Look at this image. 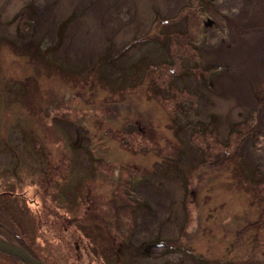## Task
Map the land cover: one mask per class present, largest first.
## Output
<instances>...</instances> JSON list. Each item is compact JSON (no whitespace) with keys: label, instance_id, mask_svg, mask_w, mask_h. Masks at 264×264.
<instances>
[{"label":"rangeland","instance_id":"1","mask_svg":"<svg viewBox=\"0 0 264 264\" xmlns=\"http://www.w3.org/2000/svg\"><path fill=\"white\" fill-rule=\"evenodd\" d=\"M249 2L7 0L0 229L45 264H264V161L246 153L264 152V0ZM230 73L251 102L225 101Z\"/></svg>","mask_w":264,"mask_h":264},{"label":"bare ground","instance_id":"2","mask_svg":"<svg viewBox=\"0 0 264 264\" xmlns=\"http://www.w3.org/2000/svg\"><path fill=\"white\" fill-rule=\"evenodd\" d=\"M58 1L60 0H41V5L43 6H47V7H54L55 5H53L54 3H57ZM233 2H237V1H240V0H232ZM242 1V4L244 3H248L249 0H241ZM7 3V0H0V10H3V7H5ZM250 3V2H249ZM8 4V3H7ZM252 6V5H251ZM43 8V7H41ZM249 9H250V6H249ZM260 18L263 19V16L260 15L259 16ZM239 54L238 56H235ZM220 55H224V51H221ZM235 56V59H236V62H238L239 60H241V53H239V51L234 54ZM257 62H260V60H258ZM224 76V75H223ZM219 86H222L225 90H227L229 92V88H231V91L234 94V96H232L231 98H225V101L227 103L229 102H232V103H236V97H239L240 96V93L238 92H242L244 96H246V99L249 100L250 96L248 95L247 91H246V87H245V84L242 82V80H240L237 75L235 73H230V74H226L224 76V78L221 80V82L219 83ZM242 95V94H241ZM242 95V96H243ZM251 102V99L249 100ZM249 102V103H250ZM221 113L224 114V112L221 111ZM262 126L264 128V122L262 123ZM246 153L250 156V157H256V158H259L260 160L264 161V152L262 153H259V154H255L252 149H251V145L250 144H247L246 145ZM177 181H171L169 184H168V187L171 189L172 191V196L174 197H179L180 196V189L177 188ZM150 195V194H149ZM155 205L157 207V211L163 209L164 211H168V206H169V199H165V198H159V199H155ZM146 227L147 228H151V224L149 223H146ZM172 227V226H170Z\"/></svg>","mask_w":264,"mask_h":264},{"label":"water","instance_id":"3","mask_svg":"<svg viewBox=\"0 0 264 264\" xmlns=\"http://www.w3.org/2000/svg\"><path fill=\"white\" fill-rule=\"evenodd\" d=\"M0 251L7 255L20 259L25 264H43L41 261L33 259L24 249L6 243L0 239Z\"/></svg>","mask_w":264,"mask_h":264},{"label":"flooded vegetation","instance_id":"4","mask_svg":"<svg viewBox=\"0 0 264 264\" xmlns=\"http://www.w3.org/2000/svg\"><path fill=\"white\" fill-rule=\"evenodd\" d=\"M10 233L6 232V231H2L0 229V239L6 243H9V244H12V245H15V246H18L22 249H24L33 259H36V260H39L37 259L32 253L31 251L28 249V247H26V245H24V243L20 242V243H17V240H15L11 235H9ZM0 253L5 256V257H8L9 259H12L14 260L16 263H19V264H25L23 263L20 259L14 257V256H11V255H7L3 252L0 251ZM42 262V261H41ZM43 263V262H42ZM45 264V263H43Z\"/></svg>","mask_w":264,"mask_h":264},{"label":"trees","instance_id":"5","mask_svg":"<svg viewBox=\"0 0 264 264\" xmlns=\"http://www.w3.org/2000/svg\"><path fill=\"white\" fill-rule=\"evenodd\" d=\"M72 18H74V16H72ZM72 18H71V19H72ZM71 19H70V17H69V19H67V20H66V22H64V24H63V25H64V26H66V25H67V23H68V22H69Z\"/></svg>","mask_w":264,"mask_h":264}]
</instances>
